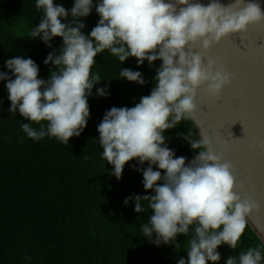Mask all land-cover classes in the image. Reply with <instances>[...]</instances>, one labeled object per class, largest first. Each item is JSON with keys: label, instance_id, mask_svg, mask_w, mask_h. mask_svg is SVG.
Returning a JSON list of instances; mask_svg holds the SVG:
<instances>
[{"label": "clouds", "instance_id": "1", "mask_svg": "<svg viewBox=\"0 0 264 264\" xmlns=\"http://www.w3.org/2000/svg\"><path fill=\"white\" fill-rule=\"evenodd\" d=\"M36 7L43 9V18L31 37H39L48 47L53 38H62L60 53H49L44 60L60 68L44 80L38 78L39 67L31 58L16 55L6 60L4 67L11 75L0 72V81H6L9 112L19 111L27 121L48 122L46 129L39 130L23 123L29 138L40 140L47 135L68 144L90 118L88 97L101 82L99 74H91L99 53L107 49L121 64L135 57L137 67L145 61L149 66L162 61L149 95L131 108L114 106L105 113L97 126L102 155L118 180L128 161L148 162L147 168L136 170L142 172L145 191L154 194L124 200L125 204L132 200L138 214L144 210L142 201H148L153 214L150 223L142 226L144 237L157 246L170 244L195 225L187 259L177 264H219L217 249L222 244L237 248L246 217L258 205L236 194L232 166L210 147L209 137L195 141L184 136L193 150L206 149L186 163L185 157H175L167 147L164 133L182 119L194 118L199 88L207 85L208 93L218 94L229 83L223 67L211 60L205 65L194 46L199 43L207 50L223 37L264 21L261 5L254 0H233L228 6L219 0H209L207 5L198 0H98L95 4L74 0L65 9L54 0H36ZM93 8L100 19L85 35L82 18ZM69 16L71 20L63 23ZM119 76L145 84L140 71L124 68ZM96 95H108L107 87L96 88ZM226 264H264V257L259 249L249 248L229 257Z\"/></svg>", "mask_w": 264, "mask_h": 264}, {"label": "trees", "instance_id": "2", "mask_svg": "<svg viewBox=\"0 0 264 264\" xmlns=\"http://www.w3.org/2000/svg\"><path fill=\"white\" fill-rule=\"evenodd\" d=\"M54 2L70 9L74 0ZM42 18L43 9L36 7V0H0V72L11 75L5 61L23 55L38 65V78L47 80L58 73L60 66L46 65L44 60L49 53H60L62 38H53L48 47L39 37H31ZM82 19L86 27L81 31L87 35L100 17L93 8ZM70 20L69 16L62 22ZM95 60L91 74H99L101 82L88 97L90 118L82 133L71 137L68 144L47 135L40 140L29 138L23 123L39 130L46 129L48 122L27 121L19 111L9 112L6 81H0V264H177L179 259H187L195 225L170 244L157 246L144 237L142 226L150 223L153 214L148 201H142L144 210L138 214L134 202L125 204L124 200L154 194L145 191L142 172L136 170L147 168L148 162L128 161L118 180L111 175L113 166L103 158L98 139L97 126L108 110L131 108L150 94L162 61L151 66L145 61L137 67L136 58L129 57L121 64L107 49ZM124 68L140 71L145 84L120 78ZM105 86L108 95L97 96L96 88ZM164 135L167 147L175 157H185L186 163L199 150H206H193L184 139L201 140L192 118L182 119ZM153 169L159 170L155 165ZM249 248L259 249L264 257L263 243L246 222L236 249L226 244L217 249L219 264Z\"/></svg>", "mask_w": 264, "mask_h": 264}, {"label": "water", "instance_id": "3", "mask_svg": "<svg viewBox=\"0 0 264 264\" xmlns=\"http://www.w3.org/2000/svg\"><path fill=\"white\" fill-rule=\"evenodd\" d=\"M207 5L209 0H198ZM228 6L233 0H219ZM247 2V0H246ZM264 11V0H254ZM195 51L203 62L214 61L229 75V83L218 94L207 85L197 90L198 111L193 119L201 139L232 166L234 191L242 200L257 204L246 222L264 245V21L231 33L204 50Z\"/></svg>", "mask_w": 264, "mask_h": 264}]
</instances>
